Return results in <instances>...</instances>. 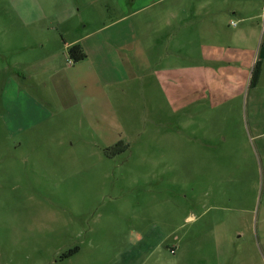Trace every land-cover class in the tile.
I'll use <instances>...</instances> for the list:
<instances>
[{
  "label": "rangeland",
  "instance_id": "obj_1",
  "mask_svg": "<svg viewBox=\"0 0 264 264\" xmlns=\"http://www.w3.org/2000/svg\"><path fill=\"white\" fill-rule=\"evenodd\" d=\"M74 3L120 56L107 121L26 124L22 91L52 90L0 48V264H264V0ZM18 16L0 0V29Z\"/></svg>",
  "mask_w": 264,
  "mask_h": 264
},
{
  "label": "crops",
  "instance_id": "obj_2",
  "mask_svg": "<svg viewBox=\"0 0 264 264\" xmlns=\"http://www.w3.org/2000/svg\"><path fill=\"white\" fill-rule=\"evenodd\" d=\"M27 1L29 5L45 6V10L43 8L39 10L38 15L29 18L31 11L24 8L28 6L25 3ZM74 1L3 0L15 14L19 15L20 19H25V22H22L19 27H2L0 29V48L6 54H9V50L15 51L20 60L13 76L17 75L23 81L31 82L34 85L40 82L44 89L49 86L52 90L49 97L43 95L41 100H34L29 93L22 91L33 110L30 111L32 119L26 123L30 126L35 124L44 126L51 124L69 125L71 122L80 128L86 124L95 129H101L107 121L108 77L106 71L112 62L118 63L120 56L112 51L116 47L112 48V45L108 44L106 40L88 41L101 28L94 32L85 31L81 33L71 30L69 25L80 12V8L76 9ZM77 1L100 2L104 0ZM110 1L119 2L121 0ZM15 6L19 7V13L14 9ZM76 44L84 50L86 58L72 63L68 59L67 49ZM218 47L220 46L217 44L215 49L217 50ZM261 47V58L255 62L250 60L249 65L253 62L254 66L256 62H260L262 72L264 44ZM129 49L130 51L125 52L127 56L122 57L127 61L129 60L130 63H138L136 60L139 56H143V48L134 43ZM26 50H29V54ZM144 50H149V47ZM8 76L9 79L12 74Z\"/></svg>",
  "mask_w": 264,
  "mask_h": 264
},
{
  "label": "trees",
  "instance_id": "obj_3",
  "mask_svg": "<svg viewBox=\"0 0 264 264\" xmlns=\"http://www.w3.org/2000/svg\"><path fill=\"white\" fill-rule=\"evenodd\" d=\"M67 56L68 59L72 62V63H76L79 61H82L86 58V54L84 52V50L81 48L80 45H72L67 49ZM260 73V62H256L254 64L253 70H252V76H251V80L250 83L252 85H255L257 80H258V76ZM77 248L70 250L64 257L73 255L74 253L77 252Z\"/></svg>",
  "mask_w": 264,
  "mask_h": 264
},
{
  "label": "built area",
  "instance_id": "obj_4",
  "mask_svg": "<svg viewBox=\"0 0 264 264\" xmlns=\"http://www.w3.org/2000/svg\"><path fill=\"white\" fill-rule=\"evenodd\" d=\"M173 252V251H172Z\"/></svg>",
  "mask_w": 264,
  "mask_h": 264
}]
</instances>
